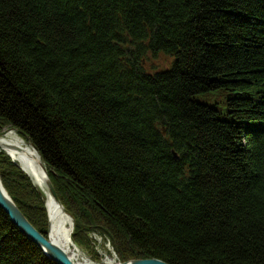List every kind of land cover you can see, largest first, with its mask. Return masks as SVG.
Here are the masks:
<instances>
[{
  "label": "trees",
  "instance_id": "16d2710c",
  "mask_svg": "<svg viewBox=\"0 0 264 264\" xmlns=\"http://www.w3.org/2000/svg\"><path fill=\"white\" fill-rule=\"evenodd\" d=\"M173 58L148 71V56ZM227 91L226 112L197 95ZM36 149L99 262L264 264V0H0V132ZM43 236L42 194L0 152ZM0 264H56L0 208Z\"/></svg>",
  "mask_w": 264,
  "mask_h": 264
},
{
  "label": "bare ground",
  "instance_id": "6f19581e",
  "mask_svg": "<svg viewBox=\"0 0 264 264\" xmlns=\"http://www.w3.org/2000/svg\"><path fill=\"white\" fill-rule=\"evenodd\" d=\"M0 152L17 165L42 194L49 218L48 238L68 256L72 264H117L119 262L115 254L112 258L108 251L106 256L101 258L102 260L93 262L82 248L72 242V220L48 193L45 186V174L39 164L38 155L15 130L4 131L0 136Z\"/></svg>",
  "mask_w": 264,
  "mask_h": 264
},
{
  "label": "water",
  "instance_id": "95a60500",
  "mask_svg": "<svg viewBox=\"0 0 264 264\" xmlns=\"http://www.w3.org/2000/svg\"><path fill=\"white\" fill-rule=\"evenodd\" d=\"M13 130V129H5L0 132V136L3 134L4 131ZM29 145L34 149L36 154L38 155L36 149L32 144ZM39 158V164L42 167V170L45 174V186L53 198V200L57 203L59 207L62 208L57 195L54 191L52 183L47 175L46 169L42 161ZM0 208L7 214L11 223L32 243H34L42 252L43 254L48 257L51 261L55 262L56 264H72L68 256L56 245H54L47 237L43 236L40 232H38L23 216V214L19 211L16 207L8 193L6 192L5 188L2 185L0 180ZM47 212V211H46ZM70 217V216H69ZM48 218V215H47ZM71 219V217H70ZM72 220V219H71ZM72 224V221H71ZM48 229H49V218H48ZM117 264H168L164 261L159 259H138V260H129L126 262H118Z\"/></svg>",
  "mask_w": 264,
  "mask_h": 264
},
{
  "label": "rangeland",
  "instance_id": "374dc122",
  "mask_svg": "<svg viewBox=\"0 0 264 264\" xmlns=\"http://www.w3.org/2000/svg\"><path fill=\"white\" fill-rule=\"evenodd\" d=\"M172 60L173 58L171 56H166L164 54H159L157 57L148 56L147 60L145 61V69L148 71L170 69L172 65ZM227 93V91L218 89L208 92L207 94L197 95L195 96V99L198 102L214 106L222 114H225V100L227 97ZM88 236L94 240L95 249L98 252L100 259L106 256V251H108L109 255L112 258L115 257L111 247L107 246V243L104 241L103 238L99 237V235L95 234L94 232H90Z\"/></svg>",
  "mask_w": 264,
  "mask_h": 264
},
{
  "label": "built area",
  "instance_id": "2783aa9c",
  "mask_svg": "<svg viewBox=\"0 0 264 264\" xmlns=\"http://www.w3.org/2000/svg\"><path fill=\"white\" fill-rule=\"evenodd\" d=\"M104 241L107 243V246H110L108 239L105 238Z\"/></svg>",
  "mask_w": 264,
  "mask_h": 264
}]
</instances>
